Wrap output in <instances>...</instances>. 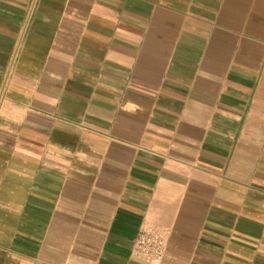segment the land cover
Segmentation results:
<instances>
[{"label": "crops", "instance_id": "crops-1", "mask_svg": "<svg viewBox=\"0 0 264 264\" xmlns=\"http://www.w3.org/2000/svg\"><path fill=\"white\" fill-rule=\"evenodd\" d=\"M264 264V0H0V264Z\"/></svg>", "mask_w": 264, "mask_h": 264}, {"label": "built area", "instance_id": "built-area-1", "mask_svg": "<svg viewBox=\"0 0 264 264\" xmlns=\"http://www.w3.org/2000/svg\"><path fill=\"white\" fill-rule=\"evenodd\" d=\"M167 247L166 233L147 225L139 230L134 242V252L150 264H160Z\"/></svg>", "mask_w": 264, "mask_h": 264}]
</instances>
